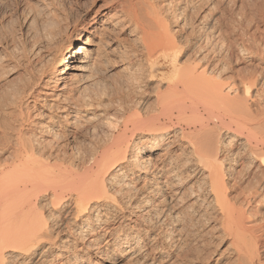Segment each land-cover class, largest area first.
I'll list each match as a JSON object with an SVG mask.
<instances>
[{"label":"bare ground","instance_id":"1","mask_svg":"<svg viewBox=\"0 0 264 264\" xmlns=\"http://www.w3.org/2000/svg\"><path fill=\"white\" fill-rule=\"evenodd\" d=\"M148 1H123L132 8L129 18L138 32V48L127 63L138 98L124 105L117 120L78 119L97 103L83 95L85 88L80 92L65 84L72 72L77 83L85 77L93 44L68 38L56 51L60 62L50 69L54 79L45 78L49 67L40 54L25 55L20 86L0 100L4 120H12L4 126L11 131L12 139L5 140L10 144L4 141L10 150L0 155V264H83L72 261L79 244L94 248L98 229L116 220L125 230L115 228L113 237L130 256L144 259L147 238L157 237L170 243L162 258L177 254L183 264H264V11H257L262 15L247 34V24L244 34L236 33L238 18L231 20L232 12L219 20L218 11L198 18L202 25L183 22L175 29L174 9L161 16L164 8ZM146 3L149 12L137 8ZM50 23L46 42L61 27L56 16ZM157 61L167 69L159 78ZM33 92L41 95L33 101L43 100L50 115L46 123L62 132L31 121L30 106L22 110L23 98ZM88 131L93 139L88 150L63 146L64 138L77 140L78 133ZM136 198L140 201L133 203ZM172 203H183L182 212L170 211ZM149 206L148 216L138 214L137 221L123 214ZM150 215L158 224L176 219L181 232L174 230L181 234L161 232L166 226L161 224L153 232L157 224L151 225ZM181 236L202 243L181 246L176 243ZM94 262L88 258L84 264Z\"/></svg>","mask_w":264,"mask_h":264},{"label":"rangeland","instance_id":"2","mask_svg":"<svg viewBox=\"0 0 264 264\" xmlns=\"http://www.w3.org/2000/svg\"><path fill=\"white\" fill-rule=\"evenodd\" d=\"M123 1L122 0L120 1L119 0H0V100L2 99L4 103L6 100L5 97L10 94L8 92H11V91L13 92L17 87L20 86L21 81L18 82L19 79L17 78L18 77L20 78V76L22 77V75L24 74V71L22 70V67H23L22 63L24 62L26 58L25 55L31 56L33 54V50H34V53L37 52L38 55L40 54L39 57L37 55L38 59L43 60V62L46 61L44 64H47V68L49 67L47 70V74H46L47 76L45 78L54 79V77L52 76V73L50 72V69L54 65L57 66L58 63L60 62L59 54L56 51L61 50L65 47L68 38L75 37V38H79L80 42L87 40V43L93 44V46L90 47L91 49L90 50V64L87 67L85 77L82 79V81H79V83H77L76 80H75L76 82L73 81L74 78L71 77V74L73 73L72 72L68 74L65 84L66 86L68 85V87L69 86L73 87L77 85L76 87L78 89L80 88L79 91L80 90L83 91L85 88V90L82 92L83 95H86V94L87 96L89 95L88 98L89 97L91 98V99L89 98V101L92 100L90 102L92 105H96L97 103L95 107L93 106L92 108H90V111L88 110L87 112H83L84 114L78 113L79 115L77 116L78 119H81V118L84 119L86 117L85 119L88 118L89 120H91L92 124L93 123L97 124L95 123V121L98 122V119L100 118L103 119L102 117L110 118L111 116L112 119L114 120V118L116 119V117L118 119L121 116H123L122 108L124 107V105L127 106L128 103H130L129 100H134L138 98V96L132 92V88L130 84V69L128 68L127 63L129 61L130 54L134 52L138 48V45H139L138 32L135 30L134 24L133 22L130 21V18H129V14H130V11H132V8L128 6V2H123ZM153 1L154 3L155 2L158 3V6H160L159 8L165 9V13H163L164 9L163 10L161 9L162 10L161 16L166 14L167 9H168L167 11H170L171 10L170 8L174 9V13L177 14L176 16L178 17V18L176 17L178 21L176 23L177 24L176 27L174 26L175 29H177L178 28L177 26L181 25L180 23H183V22L191 23L195 21V24L202 25L204 20L196 21L198 18L202 16H206L207 18H209L210 15L218 11V13L221 12V14H223L221 16H218L217 14V16L219 17L217 18L219 20H221L222 18L225 19V17H227L228 14L232 12V16L233 15L234 16H233V19L231 20L235 21V19L238 18L236 20V23L234 22L235 27L236 28L238 27V29L235 28L236 33L240 30L241 31L243 30L242 32L244 34L245 32L244 29L248 26V28H246V30L248 29V31H246V34H247L249 31L253 32L254 30L253 28L254 23H252V21L255 22L256 20H258L259 16L262 15L259 12L261 11L263 13L264 11V0H149L148 2L151 3ZM161 3H163L162 4L163 7L162 5H160ZM137 8H140L142 12L143 11L149 12V10H151L150 5L147 3L145 4V6L141 5ZM231 9L234 11H232ZM54 16H56L57 19L61 22L60 23L61 27H60V30L58 29L56 34L54 35L53 37L54 39H52V41L49 40L50 42L49 41L46 42L48 38H45L44 33L46 29L48 28V26L51 27L50 25L52 24L50 22L53 20ZM263 16H260V20L264 19ZM247 17L248 19L250 17V19L248 20ZM248 22H249V25H248ZM241 24L244 26H242ZM245 24H247V26ZM51 45L53 48L51 47ZM56 46H57V49L55 48ZM47 56H50V57H47ZM158 62L159 61H157V64L154 70V75H156L159 78L158 75L162 72H166L167 69L166 68L163 69L162 65L159 64ZM41 83H44V81L42 80ZM84 92H86V94ZM35 95H36V92H33L32 96L28 97L27 100L23 98V102L25 104L23 103L24 106L22 105L23 106L22 110L24 112L29 111L28 108L30 106L31 110L29 114L32 117V118L30 117L31 121H34V122L38 121V123L40 122L42 124L45 123L44 126L45 125L47 126L50 125V127L53 126V128L56 131H58L57 133L62 132L63 131L62 127L57 128L50 123H46L48 122L47 121L48 116L50 115L47 112V110L44 109L43 100H37V102H35L36 100L34 99L35 101H33L34 97L41 96L38 94L36 96ZM3 97L5 100H3ZM94 98L96 100H94ZM2 101H0L1 104H3ZM32 102L33 103L35 102V103L33 104ZM25 105L27 106V108L25 107ZM107 105L108 107H106ZM102 107H106V109L104 110V108ZM102 109H103V112L101 111ZM2 114L3 113L0 111V127L3 128V130L5 129V131L7 130V132L4 131L5 134H2L3 130L0 129V143L2 142L0 145V152L2 151L1 152L2 154L0 153L1 156L5 155L8 152L7 148L10 143L9 141H5V140H10L8 139L10 137L12 139V135H10L11 131L10 129L9 130L7 129L8 127H10L12 120L6 119V118L4 120ZM92 116L95 118H93ZM97 117H100V118H97ZM9 120H11V122ZM6 122L7 123L10 122V125H8ZM5 124L8 125V127ZM4 126H6L7 128H5ZM61 126H65L64 123L63 125L61 124ZM69 129H73V128H69ZM8 131H10L9 132L10 134L8 133ZM6 133L9 135H7ZM81 133L82 132L76 135L77 140L79 138L78 140L79 142L74 139L72 140V138L68 136L67 138H64V140L66 141L64 142L62 141V144H65L63 146H67L66 149L67 150L69 149L70 151L71 149H73L72 151H75L76 150L75 148L77 147H78L77 149H79V147L80 149L83 147L82 149L88 150L87 147L90 148L91 146H88L87 142L90 145L92 144L90 141L93 140V139L91 140L92 137H89V135L91 136V134L89 133V131L86 134L85 132H83L82 134ZM87 134H88V137L86 136ZM3 136H6V137H3ZM4 141L7 142L8 145H6L7 143L5 144ZM77 142L79 143V145L76 144ZM2 144L3 145L5 144L6 146L4 145L2 147ZM68 145H70V147ZM3 148H6V149L3 151ZM8 149L10 150V147ZM155 156L156 154L152 155L153 162H155V158H156ZM40 199L42 200V198ZM138 199L139 198L133 199L132 200L133 203H136L134 200H136L137 202L140 201V199L139 200ZM174 203L171 204L173 206V209L170 208V211H174V212L179 211L178 212L179 214L180 212H182V208H183L182 206L185 204V202H183L184 204L182 203L181 205L180 204L173 205ZM175 206L178 207L179 209L176 208ZM139 208L140 207H138V209L137 207L136 208L132 207L128 209L127 211L126 210L123 211V214H125L126 217L129 215L128 217L131 218L132 221L136 218L138 219L144 216H145L144 218H146L148 216L146 214H148V211L151 209V207L149 209L140 208V210ZM121 214L122 213L120 214L117 213L116 215L120 216ZM138 214L139 215L141 214L142 217L139 216ZM137 219L134 221H137ZM155 219H156V216L154 217L150 215V221H151L150 223L154 221L151 225L157 224V225H154L153 232L160 231L161 229L160 227L163 228L161 229V232H164V231L167 233L169 232L171 233V231L173 233L181 232L179 228L180 223L179 221H176V219L175 221L166 220L167 222L163 220L162 222H164L165 224L162 222L159 224L166 225V226H160V227L158 223H155L156 221ZM171 222L173 223L175 222L176 224H173ZM124 223L130 224V221L126 220ZM142 227H144V225H142ZM105 228L107 231H104ZM115 228H121V230L123 231L125 230V227L119 222V220L111 222L109 225H106V227L104 226V228H101L102 230L98 229L99 230L98 234L101 236L97 237V241L95 242V245H94L95 250L92 246L91 247L92 249L90 250L88 249L87 251V248L84 245L79 244V247L81 246L79 251H77V254H79V256L77 255V258H74L72 261L77 260L80 263L84 264L89 258L90 260L95 261L94 262L95 264H101V262L103 264H142L143 262H144L143 264H145V262L146 264L148 262L150 264H156V263L157 264H161V263L162 264H169V263L170 264H178V263L183 264L180 258L177 257V254L175 256H173L174 254L170 256V257L173 256V258H170V257L168 259L162 258V256H164L165 254L170 253V250H169L170 243L167 242L166 240L163 241L164 242L163 243L162 239L157 238V237H155V240L153 237L152 239H150V237L147 238L146 240L148 242L147 251H150L152 249L153 251H150V255H149V252L146 251L147 256L145 255L146 257H144V259L137 256L138 259H140V261H143V262L137 261L138 259L137 257H135V255L130 256L131 254L126 252V247L123 246L119 248L117 246L118 245L117 240L114 239L116 235ZM176 228L177 229L179 228L180 232L175 231ZM111 229L114 231H112ZM111 231L114 233H112ZM177 234L174 235L171 233L170 235H173V237H175ZM152 235L154 234L152 233ZM214 236L216 237V235ZM142 237L146 239L147 235L146 237L142 235ZM181 237H182L180 238L181 240L178 239L180 241H176V243L178 242L181 246L186 247V245L189 242L190 246L191 245L193 246L194 244L193 247H195L196 243L198 246L200 245V243H202V241H200L202 239L199 240V238L198 239L192 238L191 240V238L188 239L189 237L187 238L185 236H181ZM184 238H186L185 240L187 241V243L184 240ZM158 239H161V240H158ZM182 239L184 240L186 244L182 242L183 241ZM193 239H196V240H193ZM215 239H213V242L216 241L215 242L216 244L215 243L213 244L218 245L217 247L219 248L220 245L222 244H217L219 243L218 237H217L218 240L217 239L215 240ZM152 241L154 242L152 243ZM191 241L193 242V244H190ZM165 244H168L169 246ZM150 245L152 248H150ZM154 249L156 250L154 251ZM102 255L103 256L106 255L108 257L111 256V258H108L107 261H102V257H103ZM161 259L163 260L162 262H161ZM171 259H174V260L170 262L169 260ZM177 260H178V263H177Z\"/></svg>","mask_w":264,"mask_h":264}]
</instances>
